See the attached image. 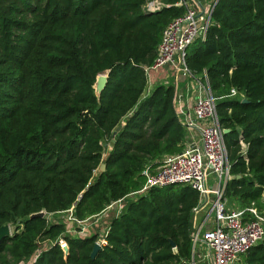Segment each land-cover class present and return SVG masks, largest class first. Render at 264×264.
<instances>
[{
    "label": "trees",
    "instance_id": "16d2710c",
    "mask_svg": "<svg viewBox=\"0 0 264 264\" xmlns=\"http://www.w3.org/2000/svg\"><path fill=\"white\" fill-rule=\"evenodd\" d=\"M163 1L169 7L148 13V0H0V227L14 228L0 241V264H191L199 194L188 186L129 203L95 259L97 236L68 237L49 218L72 208L79 220L102 213L145 184L147 167L182 150L174 87L144 97L163 30L184 13L180 0ZM186 63L207 73L230 130L226 197L264 215V0H219ZM102 74L99 101L93 86ZM232 88L244 98L231 97ZM45 240L51 247L26 263ZM244 264H264V243Z\"/></svg>",
    "mask_w": 264,
    "mask_h": 264
},
{
    "label": "built area",
    "instance_id": "2783aa9c",
    "mask_svg": "<svg viewBox=\"0 0 264 264\" xmlns=\"http://www.w3.org/2000/svg\"><path fill=\"white\" fill-rule=\"evenodd\" d=\"M219 0H180L175 6L184 8L181 17L172 20L163 30L157 56L152 66L146 67L149 79L167 65H174L177 71L184 70L197 86V96L191 113L177 109V94L174 103L186 137L179 153L165 156L157 166L143 171L145 184L138 190L125 195L108 205L95 216L79 220L74 216V208L66 213L69 221L79 225L82 238L97 236L96 243L107 245L110 223L100 232L95 231L110 213L119 217L129 203L137 201L154 188L188 186L199 194V203L192 212L191 236L193 240L192 264H238L241 257L253 247L264 243V215L257 209H232L226 197L227 184L234 179L231 175L229 152L225 142L224 129L219 121L217 98L210 86L207 73L197 76L187 66L189 48L199 40H204L212 25V15ZM169 7L163 0H148L144 9L156 13ZM193 86V84H192ZM190 84L188 85V88ZM175 90V89H174ZM231 97L244 96L236 88L231 89ZM242 152L246 157L247 145L241 141ZM204 214L201 222L198 214ZM247 213L253 218H247ZM95 226V227H93ZM93 231V233H91ZM61 246L68 247L63 240ZM205 251L204 258L196 261L197 248Z\"/></svg>",
    "mask_w": 264,
    "mask_h": 264
},
{
    "label": "crops",
    "instance_id": "0c3cea01",
    "mask_svg": "<svg viewBox=\"0 0 264 264\" xmlns=\"http://www.w3.org/2000/svg\"><path fill=\"white\" fill-rule=\"evenodd\" d=\"M204 74V73H203ZM197 75V76H201ZM189 74H187L184 70L182 71H177L174 65H167L160 69L157 72H152L149 79H148V84L147 88L144 93V97H148L150 94H152L153 90L159 86H172L175 89V92L177 94V109L180 110L181 108L186 112V113H191L195 98L197 96V86L194 84L192 80H190ZM190 84V87L188 88V85ZM193 84V86H192ZM181 119V118H180ZM228 204L232 209L235 210H246L242 209L238 202L236 200H230L228 199ZM264 202V199H263ZM250 209V208H249ZM204 214H198L196 216V220L199 221V216L203 217ZM194 215L192 216V221H194ZM247 218H253V215L247 213ZM202 219V218H201ZM245 255L241 257L240 261L238 264H242V258ZM244 259H243V264H244Z\"/></svg>",
    "mask_w": 264,
    "mask_h": 264
},
{
    "label": "rangeland",
    "instance_id": "374dc122",
    "mask_svg": "<svg viewBox=\"0 0 264 264\" xmlns=\"http://www.w3.org/2000/svg\"><path fill=\"white\" fill-rule=\"evenodd\" d=\"M104 148H105V151L106 152H108V151H110V149L112 148V145H111V143H105L104 144ZM106 154V153H105ZM99 175H100V170H97L96 172H95V174H94V176H93V178H92V180H91V182H90V184H93V183H95V181L97 180V178L99 177ZM115 215V213H110L106 218H105V220L103 221V222H101V223H98L97 224V226H96V229H95V231H98V232H100V231H102L103 229H104V227L108 224V223H110V221L112 220V218H113V216ZM49 218H50V220H51V223H59V224H62V225H64V227H65V231H66V233H65V235L66 236H68V237H71V238H77V237H82V236H84V235H90L89 234V232H86V234H80L79 233V230H80V228H79V225H77L76 223H75V225L71 222V221H69V215H68V213H61V214H57V215H50L49 216ZM202 218V216H199V223L201 222V219ZM11 226V225H10ZM93 227H95V226H93ZM13 231H14V228L13 227H11V233H12V235H13ZM91 233H93V231H91ZM53 244V241H51V240H45L44 242H42V243H40L39 244V247H38V249L36 250V252L33 254V256L30 258V259H28L27 261H26V263H29V262H31V261H34V260H36L37 259V257L43 252V251H45L46 249H48V248H50L51 247V245ZM205 251H202L199 247L197 248V252H196V261H199V259L200 258H204V256H205ZM243 259H244V257L242 258V264H243ZM206 263V260L204 259V264ZM191 264H192V262H191ZM200 264V263H199ZM203 264V263H202Z\"/></svg>",
    "mask_w": 264,
    "mask_h": 264
},
{
    "label": "water",
    "instance_id": "95a60500",
    "mask_svg": "<svg viewBox=\"0 0 264 264\" xmlns=\"http://www.w3.org/2000/svg\"><path fill=\"white\" fill-rule=\"evenodd\" d=\"M107 83H108V76L105 75V74H102V75H99L97 77V80L94 84V89H95V94H96V97L97 99L100 101L101 99V96H102V92L105 90L106 86H107ZM243 102H247L246 100H243ZM122 125L118 126L116 128V130L114 131L113 133V136L115 137L118 132L121 131L122 129ZM230 130H224V133L227 134L229 133ZM111 145L114 146L115 145V140H112L111 142ZM106 170V165L105 164H102L101 167H100V171L101 172H104ZM47 212L46 211H42L40 213H37V214H33L31 215L30 219H34V218H44L46 216ZM9 236H12V233H11V226L10 225H5V226H2L0 227V241H2L5 237H9ZM171 244L172 246L175 248L176 245L173 241H171ZM102 250V247L95 243L94 245V248H93V251L91 253V258L92 259H95L98 255V253ZM65 252L66 254L69 253V247H65Z\"/></svg>",
    "mask_w": 264,
    "mask_h": 264
}]
</instances>
